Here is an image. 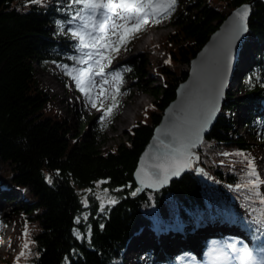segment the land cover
Returning <instances> with one entry per match:
<instances>
[{"label": "trees", "instance_id": "16d2710c", "mask_svg": "<svg viewBox=\"0 0 264 264\" xmlns=\"http://www.w3.org/2000/svg\"><path fill=\"white\" fill-rule=\"evenodd\" d=\"M221 1L234 10L253 0ZM66 6V1L45 5L0 0V197L10 206L17 197L7 188L24 191L21 212L28 225L34 226L27 228V240L34 242L33 252L39 253L21 260V264H125L128 245L144 229H185L186 235H192L204 222L230 224L235 218L241 229L250 232L252 249L257 252L264 233L256 232L255 222L263 211L256 197L248 198L249 189L235 187L248 180V162L243 154L250 152L255 142L242 136L234 117L237 106L248 105L246 125L251 127L255 119L259 125L264 122V0L256 1L250 19L255 40L249 46L255 55L240 78L243 99H237L229 88L225 106L200 148L201 168L229 190L240 208L204 185L197 172L184 175L161 192L132 195L138 188L134 172L139 158L165 109L176 98L179 85L187 79L192 59L225 19L221 9L205 0H193L175 16L174 32L167 42L169 58L176 67L159 68L163 84L151 88L143 85L149 64L145 54L125 64L124 72L134 86L154 96L153 110L147 121L136 123L125 142L104 152L105 126L96 124L95 130L82 135L80 129L92 118L87 120L78 111L77 129L67 118L48 114L51 98L40 89L37 78L36 65L46 68L51 62L72 63L73 51L79 54L75 42L60 34L56 24L63 19L65 30L71 26V14L62 11ZM49 174L51 184L46 179ZM101 180L117 203L104 214H92L83 225L75 219L85 209L81 191L92 189ZM241 238L217 236L207 250ZM23 239L26 242V237ZM182 247L180 258L165 259L160 264L204 260L205 256L200 259L187 244ZM150 264L157 262L151 260Z\"/></svg>", "mask_w": 264, "mask_h": 264}, {"label": "snow or ice", "instance_id": "6c2138e0", "mask_svg": "<svg viewBox=\"0 0 264 264\" xmlns=\"http://www.w3.org/2000/svg\"><path fill=\"white\" fill-rule=\"evenodd\" d=\"M27 2L46 4V0ZM66 4L62 11L71 14L72 26L65 30L66 23L63 19L56 20V24L60 34L68 36L75 42L74 48L79 54L73 51L70 56L72 63L61 62L60 66L74 79L75 86L84 94L88 104L102 110L99 119L103 121L113 115L119 106L118 94L124 81V66H118V69L113 70L111 68L113 60L121 50L127 51L128 43L145 30L149 23L159 24L163 18L170 17L176 10L178 0H66ZM252 10L253 6L250 3H244L235 9L232 23L218 52L219 63L211 89L205 94L194 116L173 123L156 137L157 147L151 154L145 153L146 159L140 161V167L136 172L141 186L160 188L168 184L172 177H178L184 170L196 167L197 161L200 160L196 149L203 143V134L210 127V122L219 108L237 42L242 38L246 39L245 34L249 33ZM166 63L171 64V58ZM249 81L251 82V77ZM243 155L248 162L246 169L248 180L235 187L249 189L251 193L249 199L256 197L264 202V193L259 191L261 185H264V179L260 178L259 166L254 157H249L246 153ZM199 171L205 172L204 168H200ZM46 179L50 184L53 182L51 174ZM104 182L101 180L97 183ZM87 191L91 192L92 189ZM139 191L141 188H137L132 195ZM104 192L105 195L99 197L101 211L105 210V201L108 204L117 203L116 198L107 196V189ZM83 203L85 206L88 205L87 198ZM75 219L79 221L81 217L77 216ZM256 222L260 225L256 232L264 233V212L256 217ZM100 227L103 228L104 225L101 224ZM77 234L83 238L82 233ZM25 237L24 250L16 257V264H21V258L27 261L30 256L39 255L38 252L31 251L30 245L34 242L27 240V229ZM88 238L91 239L90 234ZM227 248L229 251L221 253L225 260L236 254L238 264H264V240L261 241L256 253L247 244L243 248H238L236 243H231Z\"/></svg>", "mask_w": 264, "mask_h": 264}, {"label": "rangeland", "instance_id": "374dc122", "mask_svg": "<svg viewBox=\"0 0 264 264\" xmlns=\"http://www.w3.org/2000/svg\"><path fill=\"white\" fill-rule=\"evenodd\" d=\"M65 1L66 0H46L45 5H52L57 2L61 3ZM191 1L193 0H178L176 10L170 17L163 18L159 24L149 23L146 26V29L137 34L136 38L132 39L131 43L126 46L127 51L121 50L120 54L115 57L111 68L116 70L118 69V66H125V64L133 57L145 54L149 64L145 69L148 75L143 79V85L151 88L152 86L163 84L165 82L164 76L159 68L166 65L168 67H176L173 63H166L169 59L168 36L174 32L172 21L179 12L184 11L189 6ZM205 2L210 3L215 7H219L226 16L231 12L229 7L223 4L221 0H205ZM151 34L154 35L152 40L149 37ZM254 40V35L249 33L242 47L241 56L244 57V59H239L237 75L229 86L232 95L239 100L243 99L245 93L244 89H241L240 87L241 75L247 70V63L255 55L252 50L253 48L249 46V42ZM60 65L61 63L59 62H51L46 68H41V66L36 65V73L40 83V89L48 93L51 98V102L48 104L46 112L52 116L67 118L77 129L80 125L78 111L85 119L88 120L89 118H92L91 122L85 125L84 128L80 127L82 135L95 130L96 124L105 126L106 130L104 136L106 137V141L102 147L104 152L113 150L117 145L125 142L128 139V134L131 129L139 120L144 122L148 120V114L150 113V110H153L155 98L150 92L146 93L138 90L128 79L124 71V81L121 86V91L118 94L122 95L119 98L120 104L114 110L113 115L101 121L99 117L102 114V110L99 108H93L88 104L84 94L75 86L74 79L68 76L65 69ZM140 98L144 100V105L136 108V114L131 113L129 119L127 118L126 120H123L122 114L124 113V108H127L130 105L134 106L136 101ZM248 111V105L237 106L235 108L234 120L236 122V128L242 136L247 140L255 142L253 149L246 154L249 157L255 158L256 164L260 169V178L264 179V174L262 173L264 172V122L259 125V122L255 119L254 123L251 124V127L247 126L246 119L249 116ZM134 116H136L135 119ZM251 128H254L253 132H251ZM210 155L211 158L215 157L212 153H210ZM197 175L204 185L214 188L225 198V200L232 203L234 208H240L225 186L213 180V178L207 173L205 174V172L201 173L197 170ZM1 189L4 190V187ZM105 189L107 188L100 183H97L92 188L91 192L87 191L88 189L81 191L82 200L84 201V199L87 198L89 203L87 206L84 205L85 209L79 220L80 223H83V225L87 224L92 214H104L114 205L108 204L105 201V210L101 211V200L99 197L105 195ZM107 190V196L109 198H116L109 189ZM7 191L14 194V196L17 197V201L10 204V206H6L7 204L4 201L2 202L0 197V264H16V257L19 255L20 251L24 250L23 238L25 237V230L27 228L30 230L34 228V226L31 224L28 225L21 212V206L22 204H25V196L23 192L14 188H7ZM259 191L260 193H264L262 185ZM257 201L264 212V202L260 201L258 198ZM1 207H6V209L1 211ZM255 224L260 227L257 222H255ZM207 230L208 232L203 233V231ZM184 231L185 229L174 228L166 231L159 229H144L128 245V249L125 252V264H150L151 260H155L157 264H160L165 258L178 259L180 258L179 251L182 249V244H190L200 259L205 256L203 261L197 262L196 264H238L236 254H232L227 260L221 255V253L229 251L227 245L236 243L238 248H243L245 244L251 248L254 247L250 232L241 229L236 218L230 224L226 222H204V224L198 225L193 234L189 236L185 235L186 233ZM229 235L243 237L244 239H235L232 242L227 241L224 244L219 243L216 249L212 248L210 252L207 251L208 246L212 243V239L217 236L226 237ZM30 248L33 252L32 244L30 245ZM21 260L24 259L21 258ZM182 264H189V262H183Z\"/></svg>", "mask_w": 264, "mask_h": 264}, {"label": "water", "instance_id": "95a60500", "mask_svg": "<svg viewBox=\"0 0 264 264\" xmlns=\"http://www.w3.org/2000/svg\"><path fill=\"white\" fill-rule=\"evenodd\" d=\"M257 0H253L250 3L252 6L255 5ZM235 12L231 10V12L225 17L222 24L218 28V30L210 37L205 46L201 49V51L197 54V56L192 59L191 66L189 70V74L187 79L182 82L176 93V98L169 104V106L165 109L161 122L157 125V127L153 131V135L146 146L145 150L141 154L136 170L134 172L135 182L138 185V188H141V191L137 192L136 196L142 195L146 191L152 192H161L164 189H167L171 186L174 181L180 180L184 175L196 172L201 166V154L200 148L202 147L206 137L210 134L213 126L217 122L222 108L225 106V100L227 97V93L229 90V86L232 84L236 77V70L238 66V61L240 58V54L242 51V47L246 39L242 38L241 41L237 42L236 48L233 53V60L231 64L230 71L227 77V83L224 88V95L220 98V104L217 112L214 114L212 121L210 122V127L205 130L203 134V143H201L196 149L200 155V160L197 161V165L195 168L184 170L180 176L172 177L170 182L166 185H163L160 188H151L150 186H141L139 180L136 177V172L140 167V161L142 159H146L145 153L151 154L156 145V137L160 135L165 128L172 125L173 123L180 122L184 118H189L195 115L198 107L200 106L205 94L211 89L219 63L218 52L221 48L223 40L225 38L226 31L229 25L232 23V17ZM252 13L249 18V23L251 19ZM250 33V30H249ZM245 34L246 37L248 34ZM159 130V131H158Z\"/></svg>", "mask_w": 264, "mask_h": 264}, {"label": "bare ground", "instance_id": "6f19581e", "mask_svg": "<svg viewBox=\"0 0 264 264\" xmlns=\"http://www.w3.org/2000/svg\"><path fill=\"white\" fill-rule=\"evenodd\" d=\"M153 36H154L153 34H151L149 36L151 38V40L153 39ZM241 53H242V51H241ZM239 59L243 60L244 57H242L241 54H240V58ZM237 68H238V66H237ZM236 74H237V70H236ZM141 105H144V100L140 98V99H138L136 101L134 106L130 105L127 108H124V113L122 114V119L123 120H126L127 118L129 119L131 113H135L136 114L137 113L136 108L141 106ZM135 118H136V116H134V119ZM262 173L264 174V172H262ZM262 189L264 190V185H262ZM205 232H208V230L207 231H203V233H205ZM132 250H133V248H132Z\"/></svg>", "mask_w": 264, "mask_h": 264}]
</instances>
